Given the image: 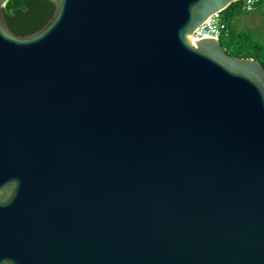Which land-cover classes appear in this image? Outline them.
Here are the masks:
<instances>
[{"label": "water", "instance_id": "obj_1", "mask_svg": "<svg viewBox=\"0 0 264 264\" xmlns=\"http://www.w3.org/2000/svg\"><path fill=\"white\" fill-rule=\"evenodd\" d=\"M0 0V264H264V65L193 41L242 0Z\"/></svg>", "mask_w": 264, "mask_h": 264}, {"label": "trees", "instance_id": "obj_2", "mask_svg": "<svg viewBox=\"0 0 264 264\" xmlns=\"http://www.w3.org/2000/svg\"><path fill=\"white\" fill-rule=\"evenodd\" d=\"M260 0L257 5H263ZM55 5L49 0H9L4 7L7 22L20 36H28L42 29L55 13ZM244 13V1L231 4L221 12L227 33L220 38L223 49L240 58H254L264 65V45L245 31H238L234 21Z\"/></svg>", "mask_w": 264, "mask_h": 264}, {"label": "built area", "instance_id": "obj_3", "mask_svg": "<svg viewBox=\"0 0 264 264\" xmlns=\"http://www.w3.org/2000/svg\"><path fill=\"white\" fill-rule=\"evenodd\" d=\"M244 10L252 12L260 0H243ZM227 33V26L222 20L221 12L213 15L203 25L197 28L193 34V40L206 38L219 39Z\"/></svg>", "mask_w": 264, "mask_h": 264}, {"label": "rangeland", "instance_id": "obj_4", "mask_svg": "<svg viewBox=\"0 0 264 264\" xmlns=\"http://www.w3.org/2000/svg\"><path fill=\"white\" fill-rule=\"evenodd\" d=\"M234 27L245 31L264 45V4L256 5L252 12H247L236 18Z\"/></svg>", "mask_w": 264, "mask_h": 264}, {"label": "bare ground", "instance_id": "obj_5", "mask_svg": "<svg viewBox=\"0 0 264 264\" xmlns=\"http://www.w3.org/2000/svg\"><path fill=\"white\" fill-rule=\"evenodd\" d=\"M194 41V40H193Z\"/></svg>", "mask_w": 264, "mask_h": 264}]
</instances>
